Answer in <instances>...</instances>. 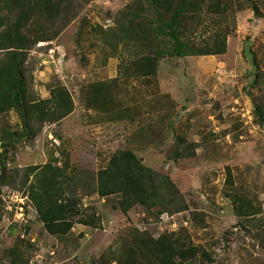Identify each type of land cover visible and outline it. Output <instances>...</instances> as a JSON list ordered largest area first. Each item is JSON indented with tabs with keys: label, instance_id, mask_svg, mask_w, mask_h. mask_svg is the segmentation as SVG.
<instances>
[{
	"label": "rangeland",
	"instance_id": "374dc122",
	"mask_svg": "<svg viewBox=\"0 0 264 264\" xmlns=\"http://www.w3.org/2000/svg\"><path fill=\"white\" fill-rule=\"evenodd\" d=\"M133 1L44 0L49 12L57 9L55 26L47 25L55 38L24 53L26 99L40 104L66 89L72 112L42 123L37 111L32 135L12 142L6 132H23V112L1 104L0 264H121L136 231L189 237L196 252L184 264H264V119L257 113L264 115V0H201L194 36L201 47L225 37V53L167 57L155 74L138 77L130 49L114 35L118 14ZM211 4L220 8L211 13ZM12 16L0 3L2 91L13 82ZM47 108L57 117L67 109ZM127 151L169 176L188 209L125 212L121 194L101 196V173ZM52 187L75 210L54 233L39 206Z\"/></svg>",
	"mask_w": 264,
	"mask_h": 264
},
{
	"label": "trees",
	"instance_id": "16d2710c",
	"mask_svg": "<svg viewBox=\"0 0 264 264\" xmlns=\"http://www.w3.org/2000/svg\"><path fill=\"white\" fill-rule=\"evenodd\" d=\"M23 2L24 0H0V3L6 4L13 14V23L8 31V44L11 49L9 62L12 64L8 68L13 82L10 89L0 90V109L2 110L1 104L6 99L7 109L19 108L24 118L22 133L6 132V140L12 142L32 135V119L36 118L37 111H40L39 117L42 123L48 120L47 118H51L49 120L52 122L63 119L72 112L64 102L67 98V101L71 102L70 94L66 89H60L59 92L53 90L52 99L40 104L32 105L27 102L26 80L22 77L25 70L24 53L29 52L40 42L53 41L55 37L51 36L47 25L55 26L57 9L49 12L53 6L48 5L44 0H40L39 4L29 1L23 4ZM202 8L201 0H134L133 4L127 5L118 14L116 23L119 31L114 32L115 40L118 46L122 43L125 48L130 49L133 60L129 67L135 72V77L146 76L151 74V71L155 74L154 69L158 62L167 57L182 59L225 53L227 47L225 37L219 41L218 37L213 35L210 44L205 47L198 44L194 33L199 32L202 24ZM210 8L213 13L220 7L211 4ZM38 12L44 15L41 14L38 18L36 17ZM33 21H37L40 29L30 32L29 25ZM261 77L260 74L257 75L256 84ZM51 103H61L67 109L61 112L59 117L56 114H47V106ZM38 107L42 109L39 110ZM257 111L259 117L264 119L259 107ZM52 112L57 113V109ZM1 167L5 172L6 163L3 162ZM51 182L54 184L53 181ZM98 186L101 196L121 194L123 199L121 205L124 206L125 212L135 206H141L147 211L157 210L160 214L182 212L188 209L184 197L169 176L147 169L129 151L117 152L114 155L110 166L101 173ZM62 196L63 193L54 187L45 188L40 194L43 202L39 206L43 205L45 208V211H42L41 207V218L45 222V228L51 233L56 230L61 231L64 225L59 224L66 220L68 213L72 215L75 212L72 201L60 203ZM69 229L70 227L67 228ZM175 236L167 234L155 238L146 232H134L131 243L133 247L126 251L125 259L121 261V264H153L155 262L184 264L183 262H187L196 250L191 246L189 237L184 239L180 236L175 238Z\"/></svg>",
	"mask_w": 264,
	"mask_h": 264
}]
</instances>
